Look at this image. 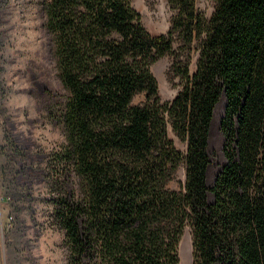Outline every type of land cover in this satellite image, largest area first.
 <instances>
[{
    "label": "trees",
    "instance_id": "1",
    "mask_svg": "<svg viewBox=\"0 0 264 264\" xmlns=\"http://www.w3.org/2000/svg\"><path fill=\"white\" fill-rule=\"evenodd\" d=\"M168 1L177 14L156 35L131 0L43 3L69 92L59 161L70 179L55 204L70 264H180L188 227L194 264H264V0H213L209 18L197 0ZM167 55L181 89L162 102L151 68ZM224 97L227 163L209 187ZM181 165L185 184L170 190Z\"/></svg>",
    "mask_w": 264,
    "mask_h": 264
},
{
    "label": "rangeland",
    "instance_id": "2",
    "mask_svg": "<svg viewBox=\"0 0 264 264\" xmlns=\"http://www.w3.org/2000/svg\"><path fill=\"white\" fill-rule=\"evenodd\" d=\"M44 1L0 0V198L4 199L0 209L5 222L0 264H70L71 250L55 204L70 179L59 161L67 144L62 113L69 92L59 78L52 37L45 27ZM131 3L150 33L169 32L177 13L168 0ZM215 7L213 0H197V8L206 18ZM196 57L194 54L192 69ZM173 62L174 55H167L151 68L162 102H171L181 89ZM145 102L146 94H138L133 105ZM225 110L226 105H220L211 127L209 187L227 163L221 129ZM169 135L178 149L186 151V144L171 130ZM185 180L181 165L168 188L180 191ZM213 200L209 193V201ZM180 259V264H194L189 227L181 239Z\"/></svg>",
    "mask_w": 264,
    "mask_h": 264
},
{
    "label": "built area",
    "instance_id": "3",
    "mask_svg": "<svg viewBox=\"0 0 264 264\" xmlns=\"http://www.w3.org/2000/svg\"><path fill=\"white\" fill-rule=\"evenodd\" d=\"M4 200L3 198H0V208H1V201ZM4 236H5V222L4 217L2 214V211L0 209V244L4 242Z\"/></svg>",
    "mask_w": 264,
    "mask_h": 264
},
{
    "label": "bare ground",
    "instance_id": "4",
    "mask_svg": "<svg viewBox=\"0 0 264 264\" xmlns=\"http://www.w3.org/2000/svg\"><path fill=\"white\" fill-rule=\"evenodd\" d=\"M223 104H220V105H223V107H225V105H226V100H225V98L223 99V102H222ZM220 105L217 107V109H216V113H215V120H214V122H213V126L215 125V123H216V117L218 116V110H219V108H220Z\"/></svg>",
    "mask_w": 264,
    "mask_h": 264
},
{
    "label": "water",
    "instance_id": "5",
    "mask_svg": "<svg viewBox=\"0 0 264 264\" xmlns=\"http://www.w3.org/2000/svg\"><path fill=\"white\" fill-rule=\"evenodd\" d=\"M225 98V97H224ZM226 105H227V101H226Z\"/></svg>",
    "mask_w": 264,
    "mask_h": 264
}]
</instances>
